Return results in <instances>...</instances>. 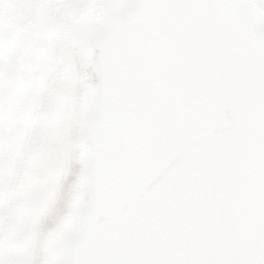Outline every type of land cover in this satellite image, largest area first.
<instances>
[{"label":"water","instance_id":"obj_1","mask_svg":"<svg viewBox=\"0 0 264 264\" xmlns=\"http://www.w3.org/2000/svg\"><path fill=\"white\" fill-rule=\"evenodd\" d=\"M69 25L81 177L45 264H264V0H99Z\"/></svg>","mask_w":264,"mask_h":264},{"label":"crops","instance_id":"obj_2","mask_svg":"<svg viewBox=\"0 0 264 264\" xmlns=\"http://www.w3.org/2000/svg\"><path fill=\"white\" fill-rule=\"evenodd\" d=\"M11 33L0 39V220L17 190L50 188L65 149L48 156L50 135L36 133V122L41 112L38 124L50 125L53 111L62 122L63 111L74 103V67L56 57L53 41Z\"/></svg>","mask_w":264,"mask_h":264},{"label":"rangeland","instance_id":"obj_3","mask_svg":"<svg viewBox=\"0 0 264 264\" xmlns=\"http://www.w3.org/2000/svg\"><path fill=\"white\" fill-rule=\"evenodd\" d=\"M56 1L0 0V39H6L11 32L17 36L30 34L47 37L53 41L56 57H66L75 72L74 103L70 112L63 111L61 122L54 118L56 115L53 111L50 125L44 127L38 124L43 117L40 112L36 122V133L47 130L50 135L48 156L53 159L57 150L65 149L61 170L53 176L49 189L32 188L35 185H31L22 191L15 190L8 205H5L0 220V264H45L47 243L60 235L64 222L70 217L73 200L68 196L69 190L73 185L79 184L81 177L77 110L81 99L83 69L75 51L62 33L63 25H58L52 15V7L58 4L63 7L66 3L71 11L76 9L77 2L70 7L72 0ZM67 127L68 131L65 133ZM29 144L31 143H28V149L31 151L33 144Z\"/></svg>","mask_w":264,"mask_h":264},{"label":"flooded vegetation","instance_id":"obj_4","mask_svg":"<svg viewBox=\"0 0 264 264\" xmlns=\"http://www.w3.org/2000/svg\"><path fill=\"white\" fill-rule=\"evenodd\" d=\"M58 1L59 0H57L56 2L58 3ZM72 1L73 2L71 3V5H69L70 7H72L74 3H76V2L77 3H76V9L71 10V11H69L68 8L66 7V5H65L66 3H64L63 7H61L59 4L52 7L53 8V14L52 15H53L54 19L57 20L58 25H63L62 33L64 35H65L66 31L68 30V29H66V27H69V25H75L76 23L78 24V22L81 19H83V16L84 17L85 16L90 17L92 14V16L95 15V17H97L99 15V12H98L99 11V7H98L99 0H72ZM52 21H54V20H52ZM54 25H56V24H54ZM77 185H73L71 187V189L69 190L68 196L72 200H73L74 191H75ZM66 221L64 222V224L66 223ZM64 224H63V226H64ZM52 243H53V241H50L47 243L48 248L51 246Z\"/></svg>","mask_w":264,"mask_h":264}]
</instances>
